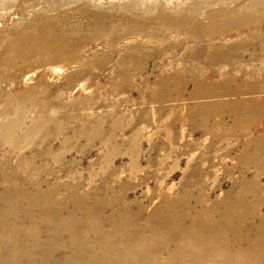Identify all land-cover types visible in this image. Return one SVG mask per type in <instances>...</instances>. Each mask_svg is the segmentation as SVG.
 I'll use <instances>...</instances> for the list:
<instances>
[{
    "label": "rangeland",
    "instance_id": "obj_1",
    "mask_svg": "<svg viewBox=\"0 0 264 264\" xmlns=\"http://www.w3.org/2000/svg\"><path fill=\"white\" fill-rule=\"evenodd\" d=\"M156 1L169 0H0V60L14 37L37 33L45 21L52 24L48 32L68 30L75 36L71 43L79 40L78 57L71 62L51 61L36 53L0 63V122L16 121L14 136L21 138L18 143L0 138V215L9 216L5 223L0 221V231L8 232L0 237V264H69L73 255L81 253L77 245H83L81 236L72 235L77 231L85 233L84 242L107 253L108 263L114 264L121 256L107 250L122 249L130 258L132 240L116 242L109 236L130 228L158 226L149 218L163 210V197L177 195L185 182L190 183L193 197L202 196L207 205L231 196L255 175L264 188V90L197 93L193 81L185 80L183 91L166 94L169 84L160 76L181 66L180 56L192 45L186 39L178 42L177 50L168 43L150 41L154 46L148 51L156 49L144 54L142 65L132 64L128 76L118 75L120 59L133 56L137 63L147 38L138 30L141 23L135 17L146 16L141 8ZM215 1L214 7L229 3ZM102 21L116 23L119 32L112 44L107 43L105 31H95ZM254 29L234 32L233 41L249 33L259 34ZM175 36L170 35L171 40ZM135 44L140 47L135 49ZM242 53V60L234 63L236 72L243 77L240 69L250 73L245 77L249 82L254 74L262 78L264 43L254 39ZM222 67L229 70L230 66L224 63ZM24 91L20 102L25 111L21 112L13 95ZM31 92L36 97L33 105L26 102ZM252 98L259 100L263 113L249 125L235 124L230 101ZM7 102L9 113L5 111ZM259 136L261 141H255ZM34 180L40 181L44 192L55 188L50 196L54 201L41 202L46 206L35 202L36 208L24 213L30 207L16 191L32 193ZM11 181L14 187L8 186ZM75 196L81 197L80 202ZM257 208L264 214V204ZM249 222L253 226L260 223L258 219ZM93 223L103 235L87 231ZM164 223L172 225L171 221ZM142 234L152 244L160 239L149 230ZM251 238L257 236L251 234ZM174 251L175 245H170L152 262L191 264L180 255L169 262ZM236 253L231 261L245 264L247 260L249 264L260 259L264 264V252L243 257ZM212 259L226 262L220 254ZM104 260L102 257L100 264Z\"/></svg>",
    "mask_w": 264,
    "mask_h": 264
},
{
    "label": "bare ground",
    "instance_id": "obj_2",
    "mask_svg": "<svg viewBox=\"0 0 264 264\" xmlns=\"http://www.w3.org/2000/svg\"><path fill=\"white\" fill-rule=\"evenodd\" d=\"M225 1L229 3L226 5L218 4L217 7H214L217 3L215 0H191L184 5L181 3L174 5L171 0L168 2L156 1L152 6L141 8L147 15L144 17L136 15L135 19L141 23L138 26V30L147 38V43H145V47H140L138 44L133 45L135 49L138 47L142 49L141 55L137 57V63L133 56L128 60L120 59L118 61V66L120 67L118 75L122 77L128 76L132 64L142 65L144 54L153 52L156 49L148 51L147 48L154 46L150 41H153V43H168V46L177 50L178 48L176 49V47H179L186 39L192 42V45L180 56L181 66L174 70L166 71L160 76L162 81L169 84V87L165 88L166 94L174 90L183 91L185 85H182V83L185 80L193 81L197 93L223 92L234 94L244 90H264V83L261 84V81L264 82V75L260 78L254 74L251 76L253 81L249 82L245 77L249 76L248 74L250 73L240 69L242 74H245L243 77L236 72L238 69L236 64H234L237 60H242L243 49L246 45L252 43L254 39L264 43V22L262 20L264 0ZM154 23L156 24L151 28L150 25ZM110 26H113L111 30L114 32L110 29L106 31ZM115 26L116 23L109 24L102 21L99 26L95 27V31L96 33L105 31L107 43L112 44L115 32H119ZM51 27V22L45 21L41 23L37 33L14 37V41L11 40L8 44L6 54L0 60V63L3 64L4 59L13 63L16 60L25 59L36 53L47 55L51 61L56 59L69 62L76 60L79 53V48L76 44L79 40H76L77 43L74 44L70 41L75 38L74 33L64 30L54 34L47 31ZM252 27L259 34L253 35V33H249L244 38L233 41L234 32ZM172 34L176 35L174 40L170 38ZM89 37L90 35L87 34V38ZM16 39L18 40L15 41ZM178 42L181 43L178 44ZM134 48L131 47V50ZM103 59L101 57V61ZM224 63L230 66L229 70L222 67ZM80 88H84V86L80 85ZM25 92L13 95V98L16 99L15 103L21 112L25 111V106L20 102L25 96ZM27 95L29 99L26 102L33 105L36 102L34 92ZM229 104L234 110L235 124L249 125L260 117L258 113H263L259 109V100L255 98L250 100L238 99L230 101ZM43 106L46 107L48 105L43 102ZM10 108L11 105L7 102L6 113L10 112ZM16 124L17 122L14 120L0 122V138L6 142H20L21 138L14 136L17 129ZM255 141H261V136L256 138ZM7 179L12 180V176L7 175ZM33 184L35 191L32 193L24 189L16 191L17 193L19 191L18 194L22 196V199L26 200L30 207L24 213L36 208L35 202H40V205L46 206L44 203L54 201L50 200L54 187L44 192L40 188V181L34 180ZM8 186L14 187L13 181L8 183ZM231 196L229 194L225 196L227 198L215 200L210 205H207L204 203L202 196L193 197L190 191V183L187 184L185 182L177 195L173 197L165 195L163 197L165 206L163 210L157 211L149 218V222L156 221L159 223L158 226L149 227V225H146L143 230L130 228L129 230L126 229L124 234L116 233L112 235V238L109 236V239L116 242L125 243V238L132 240L129 244V248L132 250V257L126 258L125 254L127 253L122 249L111 248L107 252L121 256V261L114 264H156L152 262V259L157 257L158 254L166 252L170 245H175V251L168 260L169 262L177 259L180 255L185 257L191 264H229L227 262L232 260V256L236 252L240 256L247 253L254 256L261 255L264 252V214L261 213L257 206L264 204V188L260 183L259 176L255 175L249 184L243 185ZM249 196L252 198L251 202H249ZM80 198L79 196L74 197L77 202H80ZM102 198L101 201L104 202L106 197L102 196ZM18 202L20 203V201L16 203ZM180 210L182 215L179 214ZM91 217L95 218V216ZM127 218L130 220L129 217ZM253 219H258L260 223L257 226L249 225V221ZM8 220L9 216L0 215V221L3 223ZM96 220L100 221L98 219L93 221ZM164 221H171L172 225H167ZM129 223H131V220ZM89 227L88 232L95 230L94 232L97 235H103L102 231L98 230V224L93 223ZM146 230H149L155 239L159 235L160 239L157 240L158 242L155 241L153 244L146 242V238L142 234ZM7 233V231H0V237ZM73 234L79 238L81 236L80 242H83V245H77L80 247L79 251L81 253L77 252L73 255L72 262L69 264H100L102 257L105 258L103 262L106 263L104 264H110L108 262L111 259L107 257V253L104 254L101 250L87 245L89 241L87 244L84 242L86 240L85 233L82 234L77 231L73 232ZM251 234L257 236V239L252 240ZM228 235H231V237H228ZM12 238L14 239L13 236ZM232 245H235L236 249H232ZM81 247H83L84 251H81ZM218 254L226 262L219 263L212 259L214 255ZM207 257L211 258L207 259ZM231 262L232 264L241 263L237 261ZM260 262V259H254L253 262L250 261L251 264H261ZM244 263L248 264V261L244 260Z\"/></svg>",
    "mask_w": 264,
    "mask_h": 264
}]
</instances>
